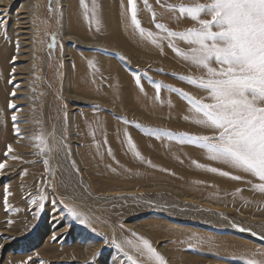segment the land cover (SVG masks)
<instances>
[{"label": "rangeland", "instance_id": "374dc122", "mask_svg": "<svg viewBox=\"0 0 264 264\" xmlns=\"http://www.w3.org/2000/svg\"><path fill=\"white\" fill-rule=\"evenodd\" d=\"M135 2L143 35L132 23L128 0H85L86 8L80 0H18L10 10L0 12V36L6 43L7 28L14 27L18 17L9 21L7 15L25 4L33 47V59L24 61L29 73L20 97L26 99L14 102L18 97L14 81L5 84L10 88L4 98L8 116L0 99V123L8 119L12 130L4 141L22 142L12 152L0 144V163L6 165L0 170V264H133V260L158 264L146 250L125 243H138L140 236L150 241L166 264H248L264 258V193L245 186L242 179L219 178L208 169L227 171L226 165H232L209 159L206 149L180 135L211 134L194 123L199 114L180 92L172 90L206 97L205 91L181 79L199 77L203 69L170 48L166 33L155 27L162 23L178 32L194 27V21L179 13V6L211 0ZM98 8L104 23L121 38L120 45L95 36ZM72 26L78 31L70 34L82 41L64 39V30ZM53 35L56 43L50 48ZM174 43L182 52L192 47L179 37ZM14 46L16 51L19 44L14 41ZM74 59L81 61L83 70L65 76L66 66L67 71L75 66ZM0 68L6 72L3 65ZM81 72L89 81L82 86L86 90L79 87ZM89 97L95 99L81 101ZM9 103L16 107L10 108ZM171 107L178 113L169 114ZM19 122L27 127L20 128L17 136L14 123ZM133 134L149 139L144 145L152 164L136 163L133 169L114 166L108 147ZM169 153L191 165L201 164L204 173L198 171L204 175L198 178L190 166L184 169L159 161ZM219 183L228 189L219 193ZM73 207L90 219V226L73 218L69 211Z\"/></svg>", "mask_w": 264, "mask_h": 264}, {"label": "snow or ice", "instance_id": "6c2138e0", "mask_svg": "<svg viewBox=\"0 0 264 264\" xmlns=\"http://www.w3.org/2000/svg\"><path fill=\"white\" fill-rule=\"evenodd\" d=\"M144 2L147 4L148 0ZM159 2L160 0H157V3ZM80 3L86 8L85 0H80ZM128 4L131 7L132 23L143 35L145 30L137 19L136 2L128 0ZM178 11L194 21L196 26L180 32L169 30L162 23H156L155 27L166 33L165 38L169 39L170 48L185 60H190L196 67L203 69V74L199 77L183 76L181 79L205 91L207 96L197 98L181 89L172 90L180 92L192 110L199 114L194 123L211 130L209 135H180L186 137L193 145L206 149L209 159L224 161L233 168L258 178L260 183L256 184L255 188L264 193V0H211L210 3H195L191 6L181 4ZM204 16H210V19H205ZM152 35V32H148V36ZM177 37L192 46L188 52H182L175 45L174 38ZM55 43L56 37L53 35L49 47H54ZM89 65L94 67L92 61H89ZM156 88L159 92L160 85L157 84ZM12 95L14 96L15 92ZM9 107L15 108L16 105L9 103ZM12 120L16 122L17 116L13 115ZM14 129L17 136H20V129L15 123ZM43 144L45 141L41 138L40 145ZM129 144L135 149L131 139ZM12 151V146L9 145L8 152ZM12 159L18 157L13 156ZM48 163V160L44 161L45 166ZM5 166V163H0V170ZM208 170L213 173L219 171L217 168ZM219 174L230 176L233 180L242 179L240 175H231L226 171H220ZM4 192L7 210V187ZM69 211L79 223L90 226L88 217L74 207ZM137 240L138 243L135 244L132 240L125 243L138 251L146 250L158 264H166L164 257L152 247L148 239L140 236ZM112 243L121 251L124 250L115 240ZM128 259L132 260V257L129 256ZM133 264L137 262L133 260ZM248 264H264V258L249 260Z\"/></svg>", "mask_w": 264, "mask_h": 264}, {"label": "bare ground", "instance_id": "6f19581e", "mask_svg": "<svg viewBox=\"0 0 264 264\" xmlns=\"http://www.w3.org/2000/svg\"><path fill=\"white\" fill-rule=\"evenodd\" d=\"M18 0H0V12L3 13L4 11H6V9H9L12 5H14L15 2H17ZM65 1V0H64ZM74 1V0H73ZM72 2V1H71ZM78 2V1H77ZM25 4L21 5L15 13H13V15H11V13H8L7 15V18L9 19V21L12 19V17L14 15H17L18 14V17H16L15 21H14V27L11 26L8 29V39L7 40L8 42H4L3 38L0 36V67H2V65L5 67V73H3L1 71V68H0V99L3 100L2 102V109L3 111H5V114L6 116L7 113H6V110H5V97L7 98V94H6V91H10V88H5V84H7L8 82L7 81H14L15 83H17V89H16V93H17V98L14 100V102L16 103H23V100L26 99L25 97H20L21 95H23L25 93V90L24 89V85H25V79L27 78L26 77V74L29 73V70H28V66L27 64L24 63L25 60L27 59H33L32 58V52H33V47H32V44H31V41H30V34L32 35V21L29 19V12L27 11V7L24 6ZM80 5V4H79ZM82 7V6H81ZM83 8V7H82ZM26 9V10H24ZM10 10V9H9ZM65 11V10H64ZM66 12H68L66 10ZM99 8L97 9V19H96V23H95V27L94 29H96L97 31V35H95L96 37H102L103 40H107L108 42H110L111 44H114V45H120L121 44V38L119 36H116L114 35V32H113V29L108 27L105 23V21H103V18L99 15ZM67 14V13H66ZM71 15H74V14H71ZM3 17H6V16H3ZM67 17V15H66ZM95 18V16H93ZM67 20V18H66ZM66 26L69 25L68 21H66ZM8 21V22H9ZM105 22V23H104ZM94 23V22H93ZM68 24V25H67ZM110 25V24H109ZM75 26V25H73ZM71 27V29H66V31L64 30V39L66 40H79V41H82L81 39H79L78 37L76 36H73L71 35L72 32L71 31H74V30H77L78 29H75V27ZM66 27H64L63 29H65ZM74 28V29H73ZM79 28V27H77ZM82 28H84L82 26ZM25 29V30H24ZM80 29V28H79ZM82 30V29H81ZM95 31V32H96ZM71 32V34H70ZM82 32V31H81ZM76 33V32H75ZM79 34V32H77ZM6 34V35H7ZM118 34V33H117ZM82 35V34H81ZM91 35V34H90ZM92 35H94V33H92ZM63 39V40H64ZM14 41L17 42L19 44V46L17 47L16 51L15 50V46H14ZM79 43V42H78ZM86 42H84V45L85 46H88V45H92L90 44H85ZM97 43V42H96ZM94 44V43H93ZM114 47V46H113ZM127 49H129V46H126ZM132 52V51H131ZM72 56V55H71ZM91 56V55H90ZM15 58V59H13ZM74 58V57H73ZM74 62V67L73 69L71 68L70 71H69V68H68V71H67V67L66 66V69H65V76H68V74L70 75V73H72V71L74 72H78V71H81L83 70V64L81 63L80 60H73ZM33 62V61H32ZM13 68H15V72H13ZM11 73V76L7 75V73ZM75 74V73H73ZM81 77H80V88L82 90H86L87 88H84L82 86H85L84 83L85 82H88V85H89V81L87 80L86 76L82 74L81 72ZM4 79V80H3ZM4 82V83H3ZM89 88V87H88ZM81 92V90H80ZM87 94H90L88 91H85ZM124 94V93H123ZM82 95V93H81ZM86 95V94H84ZM93 95H94V92H93ZM125 96V94H124ZM76 97V96H74ZM88 97V96H87ZM92 99H95V98H92V97H89L88 100L85 98L81 101H84V102H90ZM123 99H125L123 97ZM131 99V97H130ZM136 100V99H135ZM146 100V99H145ZM97 101V100H95ZM141 101V100H140ZM144 101V100H143ZM176 103V102H175ZM143 104V103H142ZM144 106V105H143ZM156 111V110H155ZM166 111V109H165ZM151 112V111H150ZM153 112V111H152ZM162 112V111H161ZM160 112V113H161ZM169 114L171 115H175L177 114V109L175 107H171L170 110L168 111ZM158 113V112H157ZM159 113V114H160ZM23 113H21L22 115ZM164 114V113H163ZM179 115V114H178ZM143 117V116H142ZM178 118V117H177ZM8 120V119H7ZM3 121L0 123V126L1 128L3 127V139L0 140V144L2 145V147H6L8 149V146L11 145L12 146V149L13 151H17L19 147V145L17 143H22L21 141H17L15 143H13L12 141L13 140H8L7 141H4V138H8L10 137V134H11V128L9 127V125L7 124L8 121ZM181 120V119H180ZM23 122H19L18 123V127L19 129L21 128H24V127H27L25 124H22ZM46 124L47 121L45 122ZM43 124L42 125V131L45 132V130L48 128L46 124ZM180 123V122H179ZM28 131V130H26ZM24 131V132H26ZM21 133V132H20ZM2 136V135H1ZM20 138H23V136L19 137ZM126 139V138H125ZM129 139H131V141L135 144V149H133L130 144H129ZM142 139V140H141ZM120 140V139H119ZM117 139L116 142H113V146H109L108 149L110 150L109 151V158H110V161H112V163L114 164H117L118 166L120 165L121 168H128L130 167L131 169L132 168V165L134 164H142L143 165H147V164H152L150 161H149V155H150V152L148 151L147 146H145L144 144L146 142L149 141V139H146V138H142L140 136H138L137 134H133L131 135L128 139H126L125 141L123 139H121L119 141ZM113 141V140H112ZM145 142V143H144ZM1 148V147H0ZM3 149V148H2ZM160 149V148H159ZM159 149L157 150L159 152ZM19 150V149H18ZM35 152L34 153H37L36 149L34 148L33 149ZM87 150V149H86ZM150 150V149H149ZM32 151V150H31ZM4 152V151H3ZM137 152L139 153V155H137ZM153 152V151H151ZM154 153V152H153ZM34 155V154H33ZM161 155V154H160ZM151 157V156H150ZM2 158V157H1ZM108 158V159H109ZM161 158L165 161H163L162 159H160L159 161L162 162V163H171V164H178L179 167H183L184 169L188 167L187 166H190V170H192V172L194 173V175H197L198 178H200L202 176V174L204 173V171L202 170V168L200 169V167H198V163L196 164V166L194 165H191V163L189 164L188 162H184L182 161V158L181 157H177V156H174V154H166V156H161ZM107 159V158H106ZM4 160V159H3ZM95 161H97L95 159ZM109 161V162H110ZM198 161V160H197ZM3 163V162H2ZM218 165L219 163L221 162H217ZM12 164V163H11ZM194 164V162H193ZM216 165V162L213 163ZM10 165V164H8ZM201 165V164H199ZM108 166V165H107ZM112 166V165H110ZM213 166V165H212ZM222 166V165H221ZM225 166V165H224ZM223 166V167H224ZM11 167V166H10ZM113 167V166H112ZM134 167V166H133ZM156 167V166H155ZM175 167V165H174ZM205 167V166H204ZM222 167V168H223ZM214 168V167H213ZM218 168V167H217ZM226 168L228 169L227 171H229V173L231 175H239L240 173L242 175H244L242 177V180L246 185H250L251 187H255L256 184L260 183V181L258 180V178L252 176L250 173H245L239 169H236V168H233V166H228V164L226 165ZM177 169V167L175 168ZM186 169V171H187ZM202 170V174H199V171ZM204 169V168H203ZM219 170V169H218ZM185 171V170H184ZM183 171V172H184ZM226 171V172H227ZM220 170L218 172H216V175L219 177V178H228V177H224V176H221L219 174ZM189 173V172H188ZM204 175V174H203ZM182 176V174H181ZM208 176V175H206ZM210 176V175H209ZM213 176V175H212ZM205 177V176H204ZM216 176H214L215 178ZM208 178V177H207ZM231 177L229 176V179ZM209 179V178H208ZM212 179V178H211ZM191 180V179H190ZM227 180V179H226ZM212 181V180H211ZM214 181V180H213ZM216 181V180H215ZM225 181V180H224ZM213 185V184H212ZM220 188V192L221 193L222 191L224 190H227L228 188L226 187V189H224L222 187V184L219 183L218 184V187L217 189ZM207 189V188H206ZM252 189V188H251ZM215 190V189H214ZM219 190V189H218ZM216 191V190H215ZM217 192V191H216ZM213 193V196L214 195H217V193ZM226 192V191H225ZM214 199V198H213ZM206 202V201H205ZM212 204V203H211ZM220 207V206H219Z\"/></svg>", "mask_w": 264, "mask_h": 264}]
</instances>
